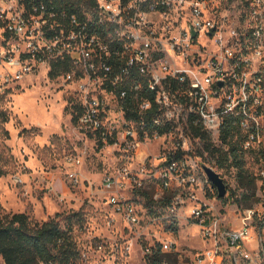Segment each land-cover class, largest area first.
Listing matches in <instances>:
<instances>
[{
	"label": "built area",
	"instance_id": "obj_1",
	"mask_svg": "<svg viewBox=\"0 0 264 264\" xmlns=\"http://www.w3.org/2000/svg\"><path fill=\"white\" fill-rule=\"evenodd\" d=\"M54 64L74 82L78 126L119 155L98 186L110 235L78 264L128 258L137 243L180 264H264V0H0V91ZM199 125L217 145L229 128L262 188L229 221L208 199ZM65 161L84 183L82 156ZM181 218L205 247L184 254Z\"/></svg>",
	"mask_w": 264,
	"mask_h": 264
},
{
	"label": "rangeland",
	"instance_id": "obj_2",
	"mask_svg": "<svg viewBox=\"0 0 264 264\" xmlns=\"http://www.w3.org/2000/svg\"><path fill=\"white\" fill-rule=\"evenodd\" d=\"M50 71L43 68L0 91V213L26 211L38 221L60 214L66 224L64 216L80 211L85 219H73V226L83 252L94 236L110 235L98 186L105 172L118 168L119 155L115 145H103L78 126L72 106L74 82H66L61 74L51 77ZM70 154L83 158L79 168L85 181L78 186L70 183L68 173L74 167L65 161ZM201 158L226 182L225 196H219L216 188L208 199L228 221L261 201L262 188L256 178L252 184L248 160L242 162V170L229 161L220 166L218 156L208 151ZM118 228L115 236L127 234L123 222ZM178 238L186 255L205 247L199 226L185 218L178 226ZM118 256L115 261L107 259L106 264H148L140 243L128 258ZM88 264H94L93 258Z\"/></svg>",
	"mask_w": 264,
	"mask_h": 264
},
{
	"label": "trees",
	"instance_id": "obj_3",
	"mask_svg": "<svg viewBox=\"0 0 264 264\" xmlns=\"http://www.w3.org/2000/svg\"><path fill=\"white\" fill-rule=\"evenodd\" d=\"M62 67L69 69L70 66L64 63ZM63 68L54 64L50 76L57 77ZM73 110L76 120L78 105ZM194 133L203 142L200 155L208 151L213 156H218L220 166L229 161L230 165L244 170L243 156L239 155L236 142L229 140V128L223 132L222 145L215 144L211 134L202 125L195 126ZM251 175V182L255 184V176L253 173ZM58 215L38 221L26 211L0 213V256L3 259L0 264H78L81 249L76 239L73 219L83 222L85 216L80 211L69 213L64 216L67 223L63 224ZM83 225L81 224L82 227ZM147 261L148 264H179V257L176 252L155 251L147 256Z\"/></svg>",
	"mask_w": 264,
	"mask_h": 264
},
{
	"label": "water",
	"instance_id": "obj_4",
	"mask_svg": "<svg viewBox=\"0 0 264 264\" xmlns=\"http://www.w3.org/2000/svg\"><path fill=\"white\" fill-rule=\"evenodd\" d=\"M209 178L213 181L218 189L219 196H225L227 194V185L221 174L211 165H203Z\"/></svg>",
	"mask_w": 264,
	"mask_h": 264
}]
</instances>
